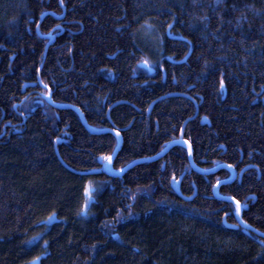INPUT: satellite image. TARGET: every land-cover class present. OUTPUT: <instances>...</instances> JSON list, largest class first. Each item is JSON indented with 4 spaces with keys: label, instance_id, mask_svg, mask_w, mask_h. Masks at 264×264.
Here are the masks:
<instances>
[{
    "label": "trees",
    "instance_id": "16d2710c",
    "mask_svg": "<svg viewBox=\"0 0 264 264\" xmlns=\"http://www.w3.org/2000/svg\"><path fill=\"white\" fill-rule=\"evenodd\" d=\"M117 132L115 171L177 140L199 169L176 144L109 176ZM251 229L264 0H0V264H264Z\"/></svg>",
    "mask_w": 264,
    "mask_h": 264
},
{
    "label": "water",
    "instance_id": "95a60500",
    "mask_svg": "<svg viewBox=\"0 0 264 264\" xmlns=\"http://www.w3.org/2000/svg\"><path fill=\"white\" fill-rule=\"evenodd\" d=\"M49 39H50V42H51V40H53L52 37H49ZM139 66L142 67V68L147 69L150 73L153 72V69L150 68V67L148 66L147 63H146V64H145L144 62H143V63H140ZM40 68H41V66H40ZM40 68H39V70H40ZM37 80H39V72H38V75H37ZM44 98L47 100V102H48L50 105H53V106L58 107V108L61 107V105H57V104H55L54 102L51 101L50 93H49V95H47V96L44 97ZM68 107L71 108V109H73L74 111H76V113L79 115V118H80L82 124L84 125V127H85L87 130H89V131H95V130H96V129L92 128L91 126H89V125L86 123V121H85L83 115L79 112V110H78L77 108H75V107H73V106H68ZM205 121H206L205 118H202V119H201V122H202V123L205 122ZM106 131H107V132H113L112 129H108V128L106 129ZM114 135L116 136V138H117V140H118V146H116V148L114 149L113 153L111 154V156L113 157V159H114V157H115V155H116V153H117V151H118V149H119L120 143H121V136L119 135V137H117V133H114ZM176 143L181 144V141H178V142H171V143L168 145V147L166 148V151H167L169 148H171V147H172L174 144H176ZM183 144H185V147H186V149H187V151H188V147H189V145H188L187 143H185V142H184ZM166 151H165V152H166ZM188 155H189V162H190V166H191V168L198 170V168L194 165V163H193V161H192V158H191V154H189V152H188ZM157 158H158V156H152V157H150V158H143V159L133 160L132 162H130L129 164H127V165L123 168V171H125V170H127V169L133 167L134 165L139 164V163H141V162H148V161L155 160V159H157ZM113 159H112L111 163H109V162L106 161V162L103 164V166H102L103 170H104V171L106 172V174L109 175V176H116V175H119V174L123 173V171H115V170L113 169ZM219 168H227V166H226L225 164H222V165L219 166ZM212 171H213V170H212ZM233 175H234V173H233ZM182 176H183V175L179 176V178H178L177 180L174 181V183L172 184V187H173V191L175 192V194H177L182 200L188 201V200H191V199L195 196V192H194L191 196H189V197H185V196H182V195H181L179 189H180V182H181ZM227 181H228V180H224V181H222L221 183H225V182H227ZM221 183H220V184H221ZM220 184H219V185H220ZM219 185L216 184L215 187H214V190H215V188H217ZM220 199H223V200H226V201H229V202H232L233 204H235V201L232 200L231 198L220 197ZM224 225H225L227 228H236V227H238V226H243V223H242V220H241V212H240L239 215H237V222H236L235 225H234V224H230V223H226L225 220H224ZM244 227H245V226H244ZM251 230H252L256 235H258L259 237H261V238L264 239V234H263V233H260V232L254 230V229H251Z\"/></svg>",
    "mask_w": 264,
    "mask_h": 264
},
{
    "label": "snow or ice",
    "instance_id": "6c2138e0",
    "mask_svg": "<svg viewBox=\"0 0 264 264\" xmlns=\"http://www.w3.org/2000/svg\"><path fill=\"white\" fill-rule=\"evenodd\" d=\"M60 2L63 3L64 0H60ZM144 63L146 64L147 61H144ZM221 87H223V81H221ZM45 95H49V93L46 92ZM117 137H119V132H117ZM188 152H189V154H191V146L190 145L188 147ZM103 159L106 160L107 162L111 163L113 157L111 155H108V156L103 157ZM228 167H232V166L228 165ZM121 171H123V169H121ZM216 183H217V185H219L221 183V181L217 180ZM85 191L89 192V189H85ZM231 199L235 201V212L237 215H239L241 212L242 204L239 200H236L235 197H231ZM245 223H247V222L245 221ZM262 243H264V241H262ZM37 259H38V257L34 258V260L32 262H30V264H35V261Z\"/></svg>",
    "mask_w": 264,
    "mask_h": 264
},
{
    "label": "flooded vegetation",
    "instance_id": "af4514ba",
    "mask_svg": "<svg viewBox=\"0 0 264 264\" xmlns=\"http://www.w3.org/2000/svg\"><path fill=\"white\" fill-rule=\"evenodd\" d=\"M10 125L8 124V123H6V124H3L2 125V127H1V131H2V133H4L5 132V130H6V127H9ZM181 146H183V147H185V144H180ZM186 148V147H185ZM199 169V168H198ZM230 170V171H229ZM229 181H232L234 178H236L237 177V173H236V171L234 172L231 168H229ZM233 173H234V175H233ZM174 183V182H173ZM243 223V222H242ZM235 225V224H234ZM243 226H245V227H247V225L245 224V223H243ZM238 227H241V226H238Z\"/></svg>",
    "mask_w": 264,
    "mask_h": 264
},
{
    "label": "bare ground",
    "instance_id": "6f19581e",
    "mask_svg": "<svg viewBox=\"0 0 264 264\" xmlns=\"http://www.w3.org/2000/svg\"><path fill=\"white\" fill-rule=\"evenodd\" d=\"M37 82L40 83V80H38ZM29 86H34V83L30 84ZM46 96L47 95H45L44 97H46ZM55 104H57V103H55ZM57 105H61V104H57ZM51 106H53V105H51ZM53 107H55V106H53ZM55 108H58V107H55ZM59 108H65V105H61V107H59ZM178 141H181V144L184 143V142H182V140H177V141H173V142H178ZM176 144H179V143H176ZM176 144H174V145H176ZM168 145L166 146V148L168 147ZM166 148L160 154H158L157 156L160 157L163 153H165Z\"/></svg>",
    "mask_w": 264,
    "mask_h": 264
},
{
    "label": "rangeland",
    "instance_id": "374dc122",
    "mask_svg": "<svg viewBox=\"0 0 264 264\" xmlns=\"http://www.w3.org/2000/svg\"><path fill=\"white\" fill-rule=\"evenodd\" d=\"M87 189H89V191H90V188L89 187ZM86 194H87V196H89V192H86Z\"/></svg>",
    "mask_w": 264,
    "mask_h": 264
}]
</instances>
